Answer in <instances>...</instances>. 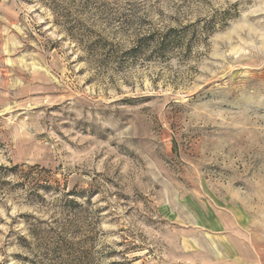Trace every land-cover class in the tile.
<instances>
[{"label":"rangeland","instance_id":"1","mask_svg":"<svg viewBox=\"0 0 264 264\" xmlns=\"http://www.w3.org/2000/svg\"><path fill=\"white\" fill-rule=\"evenodd\" d=\"M0 264H264V0H0Z\"/></svg>","mask_w":264,"mask_h":264},{"label":"crops","instance_id":"2","mask_svg":"<svg viewBox=\"0 0 264 264\" xmlns=\"http://www.w3.org/2000/svg\"><path fill=\"white\" fill-rule=\"evenodd\" d=\"M191 219L193 223L190 227L181 230V242L192 245L189 250L187 249L192 255L197 250L206 249L199 247L200 240L209 242L210 248L214 247L219 254L223 244L232 243V236L242 228L241 222L232 213L211 206L199 213H193Z\"/></svg>","mask_w":264,"mask_h":264}]
</instances>
